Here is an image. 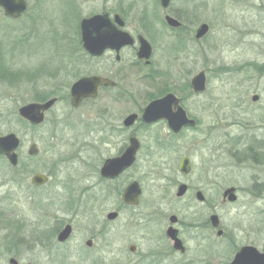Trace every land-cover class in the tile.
<instances>
[{
    "label": "rangeland",
    "instance_id": "374dc122",
    "mask_svg": "<svg viewBox=\"0 0 264 264\" xmlns=\"http://www.w3.org/2000/svg\"><path fill=\"white\" fill-rule=\"evenodd\" d=\"M73 1L68 4L65 0H53V15H49L55 19L52 27L19 32L0 28V134L13 132L21 141L17 149L19 165L10 167L6 162L0 163V209L13 219L22 220L21 230L27 238L35 226H40L38 230L48 228L45 227L46 221L50 227L65 221L72 224V234L63 244L57 243L55 238L40 243L38 238L36 264H151L154 259L158 264L161 255L156 260L157 257L149 254L164 250V259L159 264L209 258L201 249L202 242L197 244L196 240L190 239L194 234L191 229L184 230L187 249L179 254L170 250L162 232L153 226L155 222L151 224L150 234H146L136 221L130 223L128 212H123L114 222L101 223L106 212L112 209L111 199L102 201L99 209L97 205L96 208L93 206L91 198L97 191L92 185L95 177L90 171L96 164L93 161L97 152L95 147L102 145L97 138L101 120L106 122L112 118L115 110L110 104L98 100L72 109L65 99V92L78 76L94 67L93 60L81 57L75 43L77 11L80 19L119 2L124 4L126 0ZM128 2L134 8L133 12L145 8L151 13L156 7L155 0ZM194 2H197L196 14L191 15L189 12ZM170 7L188 12L185 29L179 37L181 58H161L165 48H169L165 43L178 42L171 40L172 36L164 35L162 39L155 37L154 60L157 65L165 63L166 67L176 62L177 67L188 71L182 77L186 80L199 71L205 72L206 89L196 103L205 104L198 110L199 114L204 125L214 127V144L220 145L225 128L229 127L226 131L231 134L241 131L239 127L234 130L232 123L245 109L239 103L250 102L251 94L264 87V0H172ZM65 11L70 22L68 32L62 25ZM200 23H207L209 29L203 38L195 40L193 30ZM67 34L69 46L62 41ZM67 60L69 62H64ZM52 92L59 93L62 101L50 111L45 124L31 130L20 120L18 107L32 101L38 94ZM31 143H35L39 150L34 157L27 154ZM205 145L192 152L195 166L191 180L212 166L213 176L219 183L203 192L212 201L214 213L221 221L247 225L257 209L264 213V201L255 199L246 189L240 190L235 204H221L222 186L226 181L242 180L243 172L247 170L242 172L237 165L227 167L228 156L222 151H208L209 143ZM113 147L110 152L114 151ZM103 150L106 154V148ZM157 156L146 158L141 171L134 173L143 182L146 200L138 206L136 213H140V217L151 215L165 225L170 214L177 215L185 225L193 223L197 214L206 212L205 206L196 202L193 191L181 200L176 199L174 155L163 157L166 160L164 166ZM35 173H51L52 176L46 185L34 187L30 179ZM243 187L247 188V185ZM32 198L40 202L36 204ZM41 221L44 223L40 224ZM139 221L142 224V218ZM88 238L93 241L91 248L84 245ZM131 243L136 245L134 253L128 251ZM206 247L215 251L212 244ZM216 252L225 254L226 250ZM21 255L27 259L32 257L31 252L23 251Z\"/></svg>",
    "mask_w": 264,
    "mask_h": 264
},
{
    "label": "flooded vegetation",
    "instance_id": "af4514ba",
    "mask_svg": "<svg viewBox=\"0 0 264 264\" xmlns=\"http://www.w3.org/2000/svg\"><path fill=\"white\" fill-rule=\"evenodd\" d=\"M65 2L68 4L70 2L74 3L73 0H65ZM171 2L172 0H169L168 6L163 7L160 0H155L156 7L151 13H147L145 8L133 12L134 8L128 0L124 4L119 2L115 6L99 9L97 12H92L80 19L77 17L79 13L77 11L76 20L78 22L74 24L77 33L75 43L81 57H85L84 59L88 61L93 60L94 67L91 71L78 76L68 86L65 92V99L72 109L81 108L83 105L98 100L105 105L110 104L112 109L115 110L112 118L106 120V122L101 120L102 124H100L98 129L99 137L96 136L102 145L100 144V148L95 147L97 152L93 161L96 164L94 163L95 166L90 171V174L95 177L92 185L97 191L95 197L91 198L93 199V206L96 208L97 205V209H99L103 204L102 201L107 198V201L111 199L110 205L112 209L106 212L104 221L101 223L114 222L121 217L120 215L123 212H128L129 222L133 223V221H136L135 223L139 224L146 234H150L149 232L152 231L153 226L157 227L156 229L162 232V236H164L170 250L174 253L183 254L186 251L187 238L184 236V230H193L194 234L190 236V239L196 240L197 244L202 242L203 246L201 249L205 251V255L209 256V258H201L200 261L190 259L179 264H231L235 255L244 247H253L259 255L256 258H254L255 254L254 257L245 255L241 257L243 259H241L242 263L240 264H264V256H262L264 255L263 211L257 209L252 220L247 225H242L241 223L240 225L237 223L231 224L229 220L224 221V219L221 221L220 217L212 209V201L203 192V190L213 189L214 185L219 183L213 176L212 166L207 167L206 173L198 175L195 179L191 180L190 177L195 166L192 152L205 144L206 147L209 143L208 151H222L228 156L229 163L228 165L226 164L227 167L237 165L240 171L247 170V172H243L244 178L242 180L226 181L225 185L222 186L221 204L224 206L235 204L238 201L240 190L246 189L249 190L255 199L264 201V87L258 88V91L251 94L250 102L239 103V106L241 108L245 107V109L241 117L232 123L235 127L234 130L236 127L241 129L240 133L231 134L226 131L229 128L227 127L223 132V142L220 145L219 143L214 144L213 134L215 129L212 125H204L199 114L205 104L196 103L200 96L204 94L206 88L200 92L196 91L191 83L193 76L189 80L182 78L188 74V71L181 70L177 67L176 62L172 66L168 65L166 67L165 63L157 65L154 60L156 58L155 37L162 39L164 35L172 36L173 39L171 40H178V42L176 44L165 43L169 48H165L161 58H181V55H179V37H181L180 33L182 30L185 29L188 12L185 10L183 12L181 8L172 9L170 7ZM51 4H54L53 0H0V28L19 32L23 30L35 31L44 26L52 27L55 19L54 17H49L50 14L53 15V6ZM196 6L197 2H194L192 10L189 12L191 15L195 13ZM97 14L107 15L109 20L107 24L108 32L117 33L122 39L129 38L131 42L119 46L115 43L112 47L106 46L101 50L99 49L102 45L100 37L103 33L99 32L98 35L94 33L95 36H98L96 45L98 47L97 50L100 52L89 53L83 46L81 39V21ZM167 16L178 23L173 25L168 22ZM190 19H193V16H190ZM62 22L63 29L68 32L70 22L66 17V11L63 14ZM198 27L199 25L193 30L195 40L198 39L195 37ZM141 39H145L150 46L148 59L138 57ZM62 41L63 44L67 43L66 45L69 46L70 39L68 34L65 35ZM63 68H65L64 65ZM204 75L206 86L207 76L205 72ZM87 76H99L110 80L112 84H100L97 87L95 96H84L77 105H72L71 85L79 78ZM52 93V96L43 100L33 99L30 101L44 102L47 99L56 98L54 104L44 112V118L40 123L31 124L20 117V120L27 124L31 130L45 124L50 111L57 103L62 101L59 93ZM163 98L166 99L158 107L160 117L151 118V114H154L151 112L147 115L150 118L145 119L144 112L149 103ZM111 139H114V142H110ZM20 143L19 138V145L16 148L18 165L20 157L17 149ZM199 143L200 145H198ZM32 144L35 143L30 145ZM111 144L114 146L113 152H110L112 149ZM35 147L37 152L34 155L28 154L29 156L34 157L38 154L39 150L36 144ZM104 148H106V154L103 153ZM130 150H132L134 157L132 156V161L128 162L127 158H130V156L128 157ZM157 155L160 156V163L163 166L164 164L166 165V160L163 157L174 155V169L177 175L174 183L176 199L181 200L188 192L193 191V197L196 202L205 206L206 212L197 214L193 223L185 225L177 215L170 214L167 218L168 224L165 225L161 221L152 218L151 215L146 214L140 217V213H136L135 210L138 206L146 200L143 182L140 178L135 177L134 173L141 171L140 168L144 167L146 158L158 157ZM1 162H6L10 167L17 166V164L11 165L5 155H0ZM135 170L139 171L135 172ZM35 174L45 175L47 177L46 181L42 184H34L32 177ZM35 174L30 179L31 185L34 187L46 185L52 176L51 173ZM133 182L137 183L139 189L137 203L135 204L127 203L122 197L125 189ZM243 185H247V188L243 187ZM181 186H183V191L178 194ZM230 188L234 190V200H230L227 195H223ZM32 199V202L36 204L40 202L37 198ZM208 207L210 210L207 209ZM207 210L209 214H207ZM110 214L112 218L109 217ZM214 215L216 216V223L213 220ZM171 216H175L174 222L170 221ZM94 217L96 216L94 215ZM140 218L143 220L142 224L139 221ZM95 221L97 223V218ZM153 222L156 224L151 226ZM42 223L44 221L40 222V224ZM22 224V220L13 219L3 209H0V264H36L38 238H40V243L55 238L57 243L63 244L69 240L73 231L72 224L69 221L58 223V226L55 227L48 226L46 221L45 227L48 228L38 230L40 226L33 227L32 230L30 229L28 239L21 230ZM67 225L71 227L70 234L65 240L59 241V233ZM170 228L175 230V235L181 243L179 248L174 247V241L167 234ZM92 244V238H88L84 242L87 248H91ZM208 244L213 245V248H215L214 252L207 249L206 246ZM219 249L226 250V253H217L216 250ZM23 251L31 252L32 257L28 259L22 257ZM128 251L134 253L136 245L129 244ZM165 251H162L163 253L152 252L149 255L153 258L157 257L156 260H158L160 254L159 264L160 260L164 259ZM151 264H157L155 259Z\"/></svg>",
    "mask_w": 264,
    "mask_h": 264
},
{
    "label": "water",
    "instance_id": "95a60500",
    "mask_svg": "<svg viewBox=\"0 0 264 264\" xmlns=\"http://www.w3.org/2000/svg\"><path fill=\"white\" fill-rule=\"evenodd\" d=\"M160 3L163 7L168 6L169 0H160ZM168 22L172 23L173 25H176L178 22L173 20L170 17H166ZM109 23L108 17L106 14H97L93 15L89 18H84L81 21V39L83 41V46L89 53H99L100 51L97 50V39L99 32H102L103 35L100 37L102 41V45L99 49H103L106 46H113V44L117 43V45H121L124 43H130L131 40L128 39H122L120 35H117V33H110V31H107V24ZM106 27V28H105ZM103 29V30H102ZM208 31V25L206 23H202L199 25V27L196 29L195 37L196 38H202ZM95 33V35H94ZM150 55V46L147 43L145 39H141L139 51H138V57L148 59ZM192 86L193 88L200 92L203 91L205 88V75L204 72L201 71L198 74H196L192 78ZM102 85H110L112 82L108 79L99 77V76H87V77H81L77 81H75L71 85V95H72V105H77L80 101V99L84 96H95L97 87ZM167 98V97H166ZM157 99L149 103V105L146 107L144 112L145 119L150 118L149 113L151 114V118H157L160 117L158 114V107L159 105L166 99ZM56 98H50L47 99L44 102H29L26 104L21 105L18 108V114L23 119L27 120L31 124H38L40 123L44 118V112L49 109L55 102ZM161 106V105H160ZM174 127V125H172ZM19 145V138L18 136L13 133H7L5 135H0V155H5L8 161L11 165L17 164V155H16V148ZM37 152V149L35 147V144L30 145L28 154L34 155ZM127 158L128 162H131L133 159L132 150H130V154H128ZM133 156V157H132ZM126 162V161H125ZM47 177L43 174H35L32 177V182L34 184H42L46 181ZM183 186L179 188L178 194L182 193ZM234 190L232 188L227 189L223 195L228 196L230 200L235 199ZM139 193V189L137 187V183L133 182L131 183L128 188L125 189L123 193V199L127 203L135 204L137 203V196ZM110 218H112V215H109ZM175 216H171L170 221L174 222ZM214 222L216 223V216L213 217ZM71 227L70 225H67L58 236L59 241L65 240L69 234H70ZM167 234L171 239L174 241V247L179 248L181 243L179 239H177L175 235V230L173 228L168 229ZM89 243V241H87ZM255 254V257H254ZM247 255L248 257H254L256 258L259 254L253 247H244L242 248L234 257V260L231 264H240L242 263L241 257ZM264 256V255H262ZM253 260V259H252ZM241 261V262H240Z\"/></svg>",
    "mask_w": 264,
    "mask_h": 264
},
{
    "label": "trees",
    "instance_id": "16d2710c",
    "mask_svg": "<svg viewBox=\"0 0 264 264\" xmlns=\"http://www.w3.org/2000/svg\"><path fill=\"white\" fill-rule=\"evenodd\" d=\"M51 95H53V93H51V94L49 93V95H47L46 93H44V94H38L37 97L34 98V99L43 100V99H45V98H47V97H49Z\"/></svg>",
    "mask_w": 264,
    "mask_h": 264
}]
</instances>
